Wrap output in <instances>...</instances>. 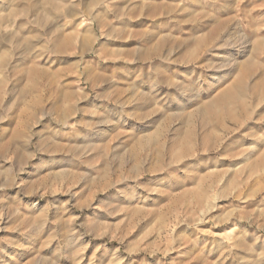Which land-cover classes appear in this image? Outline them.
<instances>
[{
    "label": "rangeland",
    "instance_id": "obj_1",
    "mask_svg": "<svg viewBox=\"0 0 264 264\" xmlns=\"http://www.w3.org/2000/svg\"><path fill=\"white\" fill-rule=\"evenodd\" d=\"M0 264H264V0H0Z\"/></svg>",
    "mask_w": 264,
    "mask_h": 264
},
{
    "label": "bare ground",
    "instance_id": "obj_2",
    "mask_svg": "<svg viewBox=\"0 0 264 264\" xmlns=\"http://www.w3.org/2000/svg\"><path fill=\"white\" fill-rule=\"evenodd\" d=\"M242 90H243L242 84H239L238 86H235L231 91L222 95L219 100L223 104L224 102H227L229 100L231 101L238 100L242 95Z\"/></svg>",
    "mask_w": 264,
    "mask_h": 264
}]
</instances>
